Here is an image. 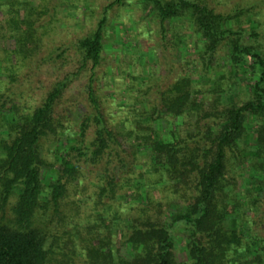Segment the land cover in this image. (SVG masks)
<instances>
[{
	"label": "trees",
	"instance_id": "1",
	"mask_svg": "<svg viewBox=\"0 0 264 264\" xmlns=\"http://www.w3.org/2000/svg\"><path fill=\"white\" fill-rule=\"evenodd\" d=\"M139 3L153 12L162 31L165 23L190 24L206 58L225 46L228 61L251 73L246 100L220 111L217 122L200 127L195 122L200 110L197 93L185 73L157 97L146 96L141 107L129 106L134 128L127 134L137 148L130 171L139 174L128 185L133 182L132 188L140 191L153 215L136 214V225L128 232H111L106 218L93 219L91 226L71 222L68 228L59 208L70 181L79 178L80 159L96 165L118 142L91 89L104 47L106 19L101 17L72 46L80 68L89 73L86 94L91 107L79 124V140L74 131L62 129L54 116L69 79L53 86L32 110L20 108L12 93L4 94L0 87V264H264V238L251 228L245 213L249 208L243 195L235 192L236 183L229 175L240 158L257 156L264 147V55L243 43L241 33L234 29L240 28L243 13L256 25L253 18L258 13L250 6L219 14L196 0ZM3 77L0 72V82ZM249 118L260 122L254 136L256 152L249 151ZM90 125L96 126L93 136L85 139ZM64 133L69 147L57 166L46 167L41 141L53 135L61 142ZM107 163L110 167L112 161ZM46 168L49 173L44 179ZM103 172L101 180L109 173ZM113 183L112 179L108 188H98V200L106 189L113 192ZM108 219L112 224L119 221L117 216ZM228 221L231 227L225 228ZM175 232L182 235L183 261L175 259ZM117 246L128 257L119 254Z\"/></svg>",
	"mask_w": 264,
	"mask_h": 264
},
{
	"label": "rangeland",
	"instance_id": "2",
	"mask_svg": "<svg viewBox=\"0 0 264 264\" xmlns=\"http://www.w3.org/2000/svg\"><path fill=\"white\" fill-rule=\"evenodd\" d=\"M114 1L0 0V68H5L0 71L4 74L0 87L4 94L12 93L20 108L32 110L42 103L53 86L69 79L54 116L62 129L74 131V138L79 140V124L91 107L86 94L89 73L80 68L72 46L92 31L101 17L106 19L102 60L95 70L91 89L118 142L96 165L85 164L80 159L79 178L70 181L59 210L68 228L71 222L91 226L93 219L106 218L111 224L110 231L119 233L136 225V214L153 215L143 204L140 191L132 186L139 173L130 171L137 148L127 134L134 128L129 106L141 107L146 96L157 97L156 94L187 73L200 106L195 122L202 127L205 123L217 122L220 111L246 100L245 87L251 73L228 61L225 46L212 58L202 56L198 33L190 24L165 23L166 29L162 31L157 17L140 4V0H124L122 5ZM196 1L219 14L252 6V12L258 13V17L253 18L256 25L249 23L243 13L240 28L234 29L241 33L243 43L260 49L264 55V0ZM252 32L257 36H250ZM259 125V120L251 119L246 126L251 152H256L254 136ZM94 127L89 126L85 139L92 138ZM57 137L50 135L41 141L40 154L46 167L57 166L69 147L65 133L61 142ZM110 161L109 167L107 162ZM104 169L109 171V178L101 180L99 175L105 174ZM48 173L46 168L42 173L44 179ZM229 175L236 183L235 192L243 195V202L249 208L245 213L252 221L251 228L264 238V147L257 156L250 154L240 158ZM112 179L113 192L106 189L98 200L95 196L98 188H108L107 182ZM130 180L133 182L128 185ZM115 216L119 221L112 224L108 218ZM231 224L228 221L224 226L230 228ZM103 232L101 229L100 233ZM174 236L175 259L183 261L182 235L175 232ZM116 248L119 254L128 257L124 249Z\"/></svg>",
	"mask_w": 264,
	"mask_h": 264
}]
</instances>
